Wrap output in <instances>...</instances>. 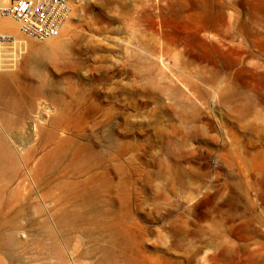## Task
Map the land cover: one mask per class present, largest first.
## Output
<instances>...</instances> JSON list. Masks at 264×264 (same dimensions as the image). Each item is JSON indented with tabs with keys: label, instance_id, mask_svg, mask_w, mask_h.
Returning <instances> with one entry per match:
<instances>
[{
	"label": "rangeland",
	"instance_id": "1",
	"mask_svg": "<svg viewBox=\"0 0 264 264\" xmlns=\"http://www.w3.org/2000/svg\"><path fill=\"white\" fill-rule=\"evenodd\" d=\"M8 30L0 264H118L111 223L139 264H264V0H77L57 40Z\"/></svg>",
	"mask_w": 264,
	"mask_h": 264
},
{
	"label": "built area",
	"instance_id": "2",
	"mask_svg": "<svg viewBox=\"0 0 264 264\" xmlns=\"http://www.w3.org/2000/svg\"><path fill=\"white\" fill-rule=\"evenodd\" d=\"M77 0H0V19H11L24 38L47 43L59 39L73 18ZM17 36L0 33V46H12Z\"/></svg>",
	"mask_w": 264,
	"mask_h": 264
},
{
	"label": "bare ground",
	"instance_id": "3",
	"mask_svg": "<svg viewBox=\"0 0 264 264\" xmlns=\"http://www.w3.org/2000/svg\"><path fill=\"white\" fill-rule=\"evenodd\" d=\"M102 9H104V8H102ZM2 20L10 21V22H8V21H1L0 22V27L3 29H7L3 32L15 34L16 32L10 31L8 29L16 28L17 24L13 20H10V19H2ZM67 26H66V28H67ZM214 27H216V26H214ZM1 80H3V79L1 78ZM103 230L107 233H110L111 243H113V245H114L113 249L117 250V252L119 251L121 253L120 257H118L119 258V261H117L118 264H139L135 254L133 252V249L129 244V239H130V238L128 239L129 228L124 227V226H120V224H117V223H111L110 225L103 226Z\"/></svg>",
	"mask_w": 264,
	"mask_h": 264
}]
</instances>
